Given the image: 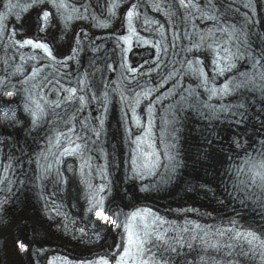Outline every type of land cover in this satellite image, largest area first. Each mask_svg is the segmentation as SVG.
<instances>
[{
    "label": "bare ground",
    "instance_id": "6f19581e",
    "mask_svg": "<svg viewBox=\"0 0 264 264\" xmlns=\"http://www.w3.org/2000/svg\"><path fill=\"white\" fill-rule=\"evenodd\" d=\"M48 1L50 0H39L25 11L18 12L15 10L16 8L11 11L8 21L13 23L20 32H24L20 33V37L25 35L26 31L29 32L34 28L35 15L44 7L51 5L53 9L56 8L53 3ZM83 1L85 0L78 2L83 3ZM110 1L112 2V0ZM129 1L117 0L115 7L108 9L104 22H111V20L112 22L107 26L97 21L98 17L105 16L106 0H87L88 9L85 16L73 14L63 17L61 10L55 11L56 14L53 12L47 37L54 43L58 54H64L72 47L78 28L82 27L78 36L79 50L67 61L66 65L73 74L86 70L90 81L87 91L91 87L93 90L97 89L99 85L113 78L108 62L113 59L118 62V49L115 47L116 39L106 33L113 31L118 25L121 14L130 5ZM229 1L217 0V5L222 8L223 13L231 12L227 5ZM4 2V0H0V8L4 7ZM13 3V0L6 1V6H11ZM218 14H222L221 11H218ZM257 18L259 19L258 31L253 30L251 41L264 54L263 9L259 10ZM0 71L10 75L9 66L1 60ZM12 79L14 80V77H11L10 80ZM117 80H120V77ZM243 82L244 80H241L236 88ZM242 86L244 87L241 88ZM261 89L264 90L262 87L253 85V82L242 84L233 94L238 107H227L226 109H230L229 111L221 110L220 112H211L214 106L205 105L201 97L185 91L173 103L175 105L178 101L177 108H174V113H172V116H176L175 119L172 122H167L165 116L162 120L161 124L167 133V139L174 143L170 150L174 158L166 169L165 165H162L159 175L155 177H152L150 173L144 175V173L135 170L133 159L135 153L130 144V137L128 133L122 132V124L125 121L122 101L127 102L129 99H134L135 96L121 99L114 91H110L109 97H106V117L101 131V144L105 151L106 166L110 178L108 199L114 200L110 201L113 204H119V206H129L139 201H151L163 209L167 208L173 215L200 216L198 213L195 214L194 209L190 207L191 204L204 211H209L212 215L237 214L241 220L256 222L264 226V208H261L258 202L252 203L244 198L239 187L233 184L234 175L231 170V165L238 162L237 158L239 159L248 150L256 151L259 149V144H262L258 142V139L264 138V119L261 118L262 115L264 116V112H261L262 107L260 109L253 107L255 102L264 100V91ZM24 93L25 91L22 90L11 98L8 95L0 94V102L11 106L6 113L0 110V129L3 128L8 135L4 139L0 138V157L3 161L7 160L11 164L12 173V181L8 187L0 185V251H2L0 252V264H33L28 253H22L18 244L19 239L27 237L33 243L44 242L47 244L51 243L49 238L53 241L52 236L43 230V225L35 212L26 215V219L22 220L23 222L19 226L10 222L6 223L7 212L12 206L20 205V197L23 195L41 201V206L45 210L43 217L47 222L55 223L59 228L60 235L66 239L64 242L66 245H64L69 246L71 250L78 251L72 247L81 250L86 248L87 250L78 251L86 253L114 244L115 239L110 233L111 229L105 228L104 230L100 226L93 225L92 229H89L90 231L78 234L73 229L64 227L59 216L48 212V207H46L48 202L44 201V198L47 195H54L79 221L90 220V217L88 215L86 217L84 214L83 184L76 175L75 160L72 157L67 158L63 165L59 166V170L58 168L53 170V167L50 166L53 152L48 141L57 130L54 121L57 116H53V112L47 111L40 118L32 120L30 115L28 116L29 106L32 104L24 97ZM88 97L90 96L88 95ZM95 98H97V94L94 98L90 97L93 101ZM115 102L119 106L111 108ZM99 104L100 102H98ZM94 105L96 106L89 100L88 112L91 116L96 114ZM57 111H62V109ZM226 112L231 113L230 117L233 120L222 122L219 118L224 117ZM169 113L170 110L167 115ZM242 113L253 116L239 118V114ZM112 114L116 115L120 122L114 121ZM11 150L18 155L21 161ZM43 162L46 164L45 170H42L44 166L40 165ZM36 176L37 181L32 183ZM24 181L26 184L23 183ZM138 184L141 186V192L137 190L138 188L136 190L143 195L166 192L176 198L172 197L162 202L150 198L136 201L119 198V195L123 194L121 193L123 191L118 189L119 187H122L124 192H128L132 186L138 187ZM19 192H22L21 195H16ZM124 197L128 198V195ZM19 215L23 216L22 213ZM33 233L41 234L40 237L48 239L36 240ZM88 248L90 249L88 250ZM197 254L196 246L191 244L181 253L177 251L175 256L178 261H182L186 256L196 257Z\"/></svg>",
    "mask_w": 264,
    "mask_h": 264
},
{
    "label": "rangeland",
    "instance_id": "374dc122",
    "mask_svg": "<svg viewBox=\"0 0 264 264\" xmlns=\"http://www.w3.org/2000/svg\"><path fill=\"white\" fill-rule=\"evenodd\" d=\"M0 104H3L2 103V101L0 102ZM119 106V104L118 103H116L115 102V104H113V107H111V108H115V107H118ZM94 107H95V105H94ZM253 107H257L258 109H260V107H262V110H261V112L263 111L264 112V100L263 101H257V102H255V105L253 106ZM256 110V109H255ZM110 112V111H109ZM172 113H174V111L172 110ZM230 114L231 113H225V116L223 117H220L219 118V120H221L222 122H229V121H231V120H233L231 117H230ZM228 115V117H226ZM112 116L114 117V121L115 120H117V121H119V119H118V117L116 116V115H114V114H112ZM243 116H253V115H250V114H248V113H242V114H239V118H241V117H243ZM255 117V116H254ZM262 119H264V116L262 115V117H261ZM235 121V120H234ZM12 122V121H11ZM120 122V121H119ZM218 125L220 124L219 123V121H218V123H217ZM8 126H10V124H8ZM122 132L124 131V132H126L125 131V127H124V123L122 124ZM164 128V127H163ZM3 130V131H2ZM165 131V130H164ZM6 131L3 129V128H1L0 129V138H3L4 139V137L7 135L6 133H5ZM4 133V134H3ZM166 134V136H167V133H165ZM8 136V135H7ZM10 137V136H9ZM168 137V136H167ZM11 151H13V150H11ZM33 152V151H32ZM13 153H15L14 151H13ZM14 155H16V157L18 158V160L19 161H21L20 160V158L18 157V155L15 153ZM28 155H29V153H28ZM20 157H23V156H20ZM17 164V163H16ZM37 181V176L34 178V180H33V182L32 183H35ZM23 183H25L26 184V182L24 181ZM22 183V184H23ZM20 185H21V183H20ZM19 185V188L21 187ZM119 184L117 183V186H118ZM173 185V184H172ZM140 185L138 184V187H135V186H132L131 187V189L130 190H128V192H124L125 190H122V187H119L118 189L120 190V191H123V192H121V193H123V194H121V195H119V198H121V199H128L129 201H136V200H139V199H144V198H150V199H154V200H157V201H159V202H162L163 200H167V199H169V198H176V197H174V195H171V194H167L166 192H164V193H162V192H153V195H143V194H141L140 192H141V189H140ZM138 188V189H137ZM138 191H140V192H138ZM20 190V189H19ZM21 193L22 192H19V193H17L16 195H21ZM130 194V195H129ZM150 194V193H149ZM125 195H128V198L127 197H124ZM162 195V196H161ZM188 196H192V195H189V194H187ZM186 195V196H187ZM133 196V197H132ZM25 196L23 195V196H21L20 197V205H14V206H12L11 208H10V210L7 212L8 213V218H12V219H8V218H5V221H6V223H8V222H10V223H14V224H17V226H19V225H21L22 224V220H25L26 219V215H29L31 212H35L36 214H37V217L40 219V222H41V224L43 225L42 227H43V230H45V232H47V233H49V235H51L52 237L51 238H53V241L49 238H47V237H45L46 239H48V240H50L51 241V243H63V244H60V245H63L64 247H68L69 249H71L69 246H65L66 244L64 243V242H66V239H65V237H63L62 235H60V232H59V228L55 225V223H53V221H52V223H49V222H47L46 220H45V218L43 217V214H44V211L45 210H43V207L41 206V201L39 202L38 200H36V199H32L31 197H29V196H27V197H25ZM136 197V198H135ZM15 198H17V197H15ZM32 200V201H31ZM109 201L110 200H112V199H108ZM123 200V201H124ZM112 201H114V200H112ZM111 202V201H110ZM121 202V201H120ZM114 203H118V202H114ZM32 204V205H31ZM26 206H27V209H26ZM36 206V207H35ZM30 208V209H29ZM28 211V212H27ZM19 212H21L22 213V215L23 216H21V215H19V214H21V213H19ZM22 217V218H19V217ZM14 220V221H13ZM17 220V221H16ZM12 221V222H11ZM57 221V220H56ZM48 224V225H47ZM57 224H58V222H57ZM49 231H51V232H54V233H50ZM34 237H35V239L36 240H41V241H43V240H46L45 238H43V237H40L39 235H41V234H35V233H33L32 234ZM65 244V245H64ZM75 245V244H74ZM76 246V245H75ZM72 248H76V250H78V251H82V250H87L86 248H83L82 250L80 249V248H77V247H72ZM91 248V247H90ZM90 248H88V250L90 249ZM72 251H74V252H78V251H75V250H72ZM0 252H2V251H0ZM78 253H84V252H78Z\"/></svg>",
    "mask_w": 264,
    "mask_h": 264
}]
</instances>
